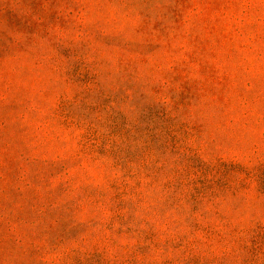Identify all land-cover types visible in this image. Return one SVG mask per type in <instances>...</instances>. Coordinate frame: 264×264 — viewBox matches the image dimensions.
Here are the masks:
<instances>
[{"label":"rangeland","instance_id":"obj_1","mask_svg":"<svg viewBox=\"0 0 264 264\" xmlns=\"http://www.w3.org/2000/svg\"><path fill=\"white\" fill-rule=\"evenodd\" d=\"M0 264H264V0H0Z\"/></svg>","mask_w":264,"mask_h":264}]
</instances>
